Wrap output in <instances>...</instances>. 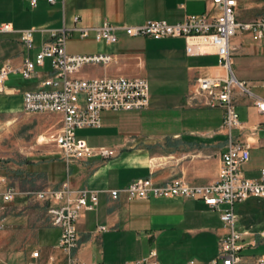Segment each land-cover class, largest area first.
<instances>
[{
  "label": "crops",
  "instance_id": "1",
  "mask_svg": "<svg viewBox=\"0 0 264 264\" xmlns=\"http://www.w3.org/2000/svg\"><path fill=\"white\" fill-rule=\"evenodd\" d=\"M207 1L63 0L61 6L58 0L53 5L38 0L31 7L29 0H0V24L11 29L0 34V66L8 64L18 69L23 59L33 60L39 45L62 27L92 28L103 22L114 26H135L146 21L173 24L186 16L203 14ZM262 15L264 0H240L234 10L235 19L240 22ZM73 16L80 19L75 25ZM26 30L31 31L32 40L28 50L19 40V32ZM74 35L79 40H93L92 36L80 39L75 31L68 38ZM93 42L78 53L68 52L65 43V50L68 54H109L113 62L106 67H85L77 76L144 78L148 106L140 111L101 112L99 128L87 129L80 138L88 147L107 149L109 157H87L70 164L60 160L55 176L43 173L46 187L38 190L57 189L66 183L72 190L100 191L96 209L84 213L76 223L73 257L84 264H127L151 252L159 264H204L215 259L217 243L227 229L218 214L200 201L177 197L127 200L123 195L111 199L103 191L119 190L133 180L147 177L154 184L171 179L190 185L214 182L225 145V136L219 131L222 112L187 105L185 97L196 77H225L226 73L218 67L212 51L185 55L184 42L179 38L151 40L120 34L113 45ZM229 51L230 64L232 56L244 64L237 66L238 79L230 68L234 79L243 82L257 97H264V38L235 34L229 40ZM34 69L36 76L30 79L24 80L16 73L6 77L4 92L0 94V121H15L17 114L31 116L22 112V94L42 87L50 76L49 62L44 60L41 67ZM233 100L242 126L233 135L249 148V160L241 166V172L246 178H256L264 168V114H259L253 101L237 91ZM47 116H51L58 130V116ZM9 163L0 155V179L19 193L15 200H26L23 193L28 191L17 188L19 182L30 180L26 177L28 170L11 169L7 167ZM233 213L235 230L242 234L238 241L242 261L251 263L264 256V239L260 236L264 232V199L248 197L233 205ZM99 227L104 230L98 232ZM39 234V242L34 240L28 245L30 251L23 254L20 264L33 261L29 255L34 251L38 253V264H65V255L57 246L59 231L47 227ZM0 259L6 264L15 260L9 262L1 255Z\"/></svg>",
  "mask_w": 264,
  "mask_h": 264
},
{
  "label": "built area",
  "instance_id": "2",
  "mask_svg": "<svg viewBox=\"0 0 264 264\" xmlns=\"http://www.w3.org/2000/svg\"><path fill=\"white\" fill-rule=\"evenodd\" d=\"M38 0H29L35 7ZM53 5L56 0H42ZM63 3V0H58ZM240 0H208L206 10L201 15H189L180 22L169 24L165 21H146L135 26H114L103 22L98 27L64 28L50 33L42 42L33 60L23 59L18 69L8 64L0 66V94L3 83L10 73L22 79L36 76L35 67H41L44 60L49 62L50 76L42 87L22 94V112L27 115H56L60 127L47 137L36 139L37 144H53L59 159L65 164L87 158L105 159L110 152L105 148H91L75 132L83 129L99 128L101 112L140 111L148 106V86L141 77H94L80 78L78 73L85 67H106L113 62V56L104 53L68 54L65 43L71 31L78 33L80 39L92 36L97 43L113 45L118 35L128 38L182 39L187 56L203 55L212 51L217 65L225 77H196L185 97L187 105L219 109L222 112L219 131L225 136L224 151L220 155V168L217 179L207 185H190L181 179H171L163 184L152 183L149 177L129 182L119 190L103 191L111 199L123 195L127 200L152 198H182L200 201L218 214L219 221L227 229L217 243L216 258L204 264H264V256L244 263L238 245L242 234L235 230L236 216L233 205L248 197L264 199V168L256 178H246L241 166L249 160L248 146L238 141L233 131L242 128L234 110L233 93L253 101L259 114H264V97H257L243 82L234 79L230 71L229 40L235 34H250L256 40L264 38V15L248 22L235 19L234 10ZM78 16L71 18L72 24L79 22ZM11 32L7 24H0V34ZM19 40L23 47L31 48V31H20ZM100 191L89 189H70L62 183L57 189L46 188L23 193V196L36 203L46 204L45 218L49 227L59 231L57 246L65 255V264H84L73 255L77 241L76 223L86 212L97 207ZM19 193L0 179V211L4 205L12 203ZM5 216L0 213V235L4 230ZM103 227L97 229L103 231ZM264 239V232L260 234ZM33 260L26 264H38L37 251L31 252ZM0 264H6L0 259ZM127 264H159L153 252L146 257ZM185 264H196L187 261Z\"/></svg>",
  "mask_w": 264,
  "mask_h": 264
},
{
  "label": "rangeland",
  "instance_id": "3",
  "mask_svg": "<svg viewBox=\"0 0 264 264\" xmlns=\"http://www.w3.org/2000/svg\"><path fill=\"white\" fill-rule=\"evenodd\" d=\"M92 45L94 42L91 38L79 40L76 35L66 40L67 51L72 53H78L82 47ZM234 58L235 56L231 57L230 68L235 78L238 79L237 66L244 64H240L242 61ZM50 118L51 116L47 115L17 114L15 121H0V155L10 162L7 167L17 170L26 167L28 170L26 177L30 180L25 179L18 183L17 189L20 192L45 188L43 173H48L49 177H53L59 171L60 159L53 144L50 142L36 143L37 138L40 140L41 137H47L58 128V125L53 126L54 121ZM87 131V129L78 130L75 135L83 138ZM44 209L43 204L27 199H18L4 205L3 210L0 211L3 216H6L5 228L0 241L1 256L9 262L15 258L13 264H20L23 254L30 251L28 245L34 244V240L39 242V233L42 229L49 227Z\"/></svg>",
  "mask_w": 264,
  "mask_h": 264
},
{
  "label": "bare ground",
  "instance_id": "4",
  "mask_svg": "<svg viewBox=\"0 0 264 264\" xmlns=\"http://www.w3.org/2000/svg\"><path fill=\"white\" fill-rule=\"evenodd\" d=\"M41 139V138H40Z\"/></svg>",
  "mask_w": 264,
  "mask_h": 264
}]
</instances>
